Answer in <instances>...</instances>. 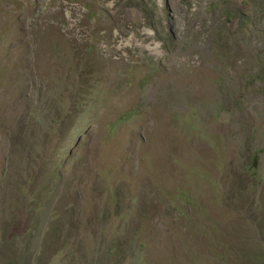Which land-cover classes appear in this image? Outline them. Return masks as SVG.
<instances>
[{"label":"rangeland","instance_id":"1","mask_svg":"<svg viewBox=\"0 0 264 264\" xmlns=\"http://www.w3.org/2000/svg\"><path fill=\"white\" fill-rule=\"evenodd\" d=\"M0 264H264V0H0Z\"/></svg>","mask_w":264,"mask_h":264}]
</instances>
